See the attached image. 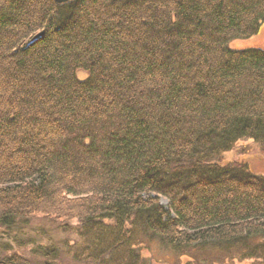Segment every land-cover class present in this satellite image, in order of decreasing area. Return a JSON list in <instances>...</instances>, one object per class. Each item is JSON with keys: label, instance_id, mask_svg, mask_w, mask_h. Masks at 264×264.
<instances>
[{"label": "trees", "instance_id": "1", "mask_svg": "<svg viewBox=\"0 0 264 264\" xmlns=\"http://www.w3.org/2000/svg\"><path fill=\"white\" fill-rule=\"evenodd\" d=\"M263 24L264 0H0V227L75 220L95 264H143L136 230L264 264V174L217 160L264 150V49L234 44Z\"/></svg>", "mask_w": 264, "mask_h": 264}, {"label": "rangeland", "instance_id": "2", "mask_svg": "<svg viewBox=\"0 0 264 264\" xmlns=\"http://www.w3.org/2000/svg\"><path fill=\"white\" fill-rule=\"evenodd\" d=\"M238 46H256L264 49V24L258 35L249 40L234 42ZM217 160L222 163L242 161L255 171L264 174V150L252 139H240L228 151L222 153ZM166 205L164 199L161 200ZM86 227L76 230L75 220L54 218H31L22 223L21 231L5 233L0 227L1 256L13 250L18 251L33 264H45L49 256L57 255L55 264H95L96 261L87 256L86 242L93 245L96 231ZM85 236V238L83 237ZM96 235H103L99 231ZM133 236V235H132ZM87 237L89 240H87ZM135 250L141 256L143 264H258V256L249 251L244 254L235 253L230 248L226 251L216 247L215 250L202 255L201 252L189 250L174 251L158 242L149 234L134 232ZM86 240V241H85ZM17 245V246H16ZM139 247V249H137ZM44 251V252H43ZM140 251V253H139ZM83 252V253H82ZM45 254V255H44ZM126 264L127 260L115 258L103 261V264Z\"/></svg>", "mask_w": 264, "mask_h": 264}, {"label": "water", "instance_id": "3", "mask_svg": "<svg viewBox=\"0 0 264 264\" xmlns=\"http://www.w3.org/2000/svg\"><path fill=\"white\" fill-rule=\"evenodd\" d=\"M56 3H65L67 1H70V0H54ZM41 33H38L36 36H34L30 41L29 43L35 41L36 39H38L40 37ZM249 46V45H248Z\"/></svg>", "mask_w": 264, "mask_h": 264}]
</instances>
